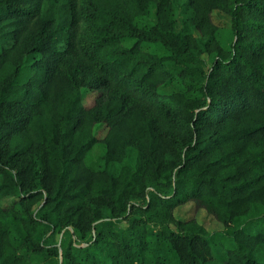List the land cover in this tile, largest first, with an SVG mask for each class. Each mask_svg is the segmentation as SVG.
<instances>
[{
	"label": "trees",
	"instance_id": "trees-1",
	"mask_svg": "<svg viewBox=\"0 0 264 264\" xmlns=\"http://www.w3.org/2000/svg\"><path fill=\"white\" fill-rule=\"evenodd\" d=\"M0 47V264H264V0H0Z\"/></svg>",
	"mask_w": 264,
	"mask_h": 264
},
{
	"label": "rangeland",
	"instance_id": "rangeland-1",
	"mask_svg": "<svg viewBox=\"0 0 264 264\" xmlns=\"http://www.w3.org/2000/svg\"><path fill=\"white\" fill-rule=\"evenodd\" d=\"M213 21L216 25L223 27L224 29L218 33V39L224 48H231L234 37L229 32L230 29V19L223 15L222 13L215 12L213 14ZM89 40H87L88 42ZM136 40L127 39L124 42V46L126 48H131L135 45ZM1 49V47H0ZM143 50L149 53H157L160 48L156 45H143ZM182 86L179 81H174L173 83L164 86L160 89V92L163 94H174L177 92H181ZM96 98V94L85 93L84 96V104L87 107H92ZM108 129L105 127L99 128L97 131V137L102 140L107 135ZM103 145L99 144L96 146L95 150L90 154L88 158V164H91L94 161H97L100 156L104 154ZM14 199H7L2 202L3 207H8L13 205ZM175 216L178 220L189 221L196 220L202 226H204L211 234L219 233L224 230V227L221 223H219L212 215H209L205 210L199 208L195 203H189L185 206L179 207ZM43 259L41 257H34L33 264H42ZM226 257L225 252L222 247L219 246L214 252V258L211 264H225Z\"/></svg>",
	"mask_w": 264,
	"mask_h": 264
}]
</instances>
